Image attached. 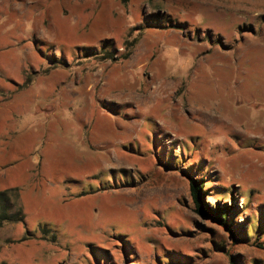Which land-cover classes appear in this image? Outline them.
<instances>
[{"label": "rangeland", "instance_id": "374dc122", "mask_svg": "<svg viewBox=\"0 0 264 264\" xmlns=\"http://www.w3.org/2000/svg\"><path fill=\"white\" fill-rule=\"evenodd\" d=\"M0 191V264H264V0H0Z\"/></svg>", "mask_w": 264, "mask_h": 264}, {"label": "trees", "instance_id": "16d2710c", "mask_svg": "<svg viewBox=\"0 0 264 264\" xmlns=\"http://www.w3.org/2000/svg\"><path fill=\"white\" fill-rule=\"evenodd\" d=\"M109 55V56H108ZM111 53L108 52L107 57H111ZM128 54H126L124 57H127ZM167 165H171L167 163ZM176 166V164H175ZM188 177V187H189V193L193 202L194 209L197 213L202 215L203 217H206L216 224H218L220 227H222L226 232L229 234H233L234 240L236 239H249L252 235L249 233V230L246 232H241L240 228L236 225H234L233 215L235 214L236 210L233 208V206H216L214 208H210L205 203V194L203 189V178H199L194 176L191 173H187ZM6 192L0 191V225H2L5 221H17L21 218L14 216V214H10L6 212L5 206L2 204L3 201L7 200V196L5 195ZM232 216V217H231ZM255 220V219H254ZM255 224H251V231L254 234L257 235L256 229L261 230L264 225V220H262L260 217H258ZM255 235V236H256ZM220 248H224V245L221 243L218 244ZM253 264H262V262L258 261L257 259L252 260Z\"/></svg>", "mask_w": 264, "mask_h": 264}]
</instances>
